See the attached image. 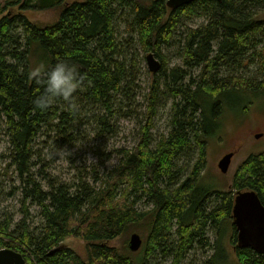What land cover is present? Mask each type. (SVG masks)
<instances>
[{"label": "trees", "instance_id": "obj_1", "mask_svg": "<svg viewBox=\"0 0 264 264\" xmlns=\"http://www.w3.org/2000/svg\"><path fill=\"white\" fill-rule=\"evenodd\" d=\"M59 4L60 19L48 27L38 26L25 14L27 9ZM263 11L264 0H195L174 9L167 0H2L0 119L9 131V165L20 177L22 207L28 201L36 203L43 223L33 232L25 216L14 227L11 217L0 216V248L21 252L28 264H147L160 252L169 264H183L195 243L210 244V228L220 237L222 226L233 219L236 190H254L264 204V150L237 165L230 190L209 192L198 182L206 162L207 135L212 132L207 125L210 104L219 105L223 91H264V19L259 17ZM195 16L205 20L179 30L184 19ZM120 21L129 29L126 38L118 35ZM34 41L51 61L45 71L64 59L85 76L73 94L74 110L61 98L45 110L34 106L33 100L44 90L29 75ZM125 42L137 43L161 61L143 114L132 107L140 61L124 50ZM175 44L184 67L170 66L163 53L164 47ZM248 51H252L248 62L257 63L262 79L218 74L229 62L241 67ZM194 67H199L198 74L187 79L188 69ZM167 91L173 100L169 130L154 136L158 102ZM88 112L101 137L114 131L116 118L135 116L137 142L121 148L118 163L101 176L95 173L91 181L79 176L72 182L52 178L43 183L35 170L40 157L35 139L54 133L58 147L75 142ZM211 112L215 118L219 109ZM191 151L196 156L189 170L188 164L177 167L176 159ZM143 197L151 208H137ZM147 217L152 229L139 260L110 246L130 224ZM73 237L87 242V257L60 245ZM230 242L240 264H264V254L237 245L234 223ZM216 251H222L218 242Z\"/></svg>", "mask_w": 264, "mask_h": 264}, {"label": "rangeland", "instance_id": "obj_2", "mask_svg": "<svg viewBox=\"0 0 264 264\" xmlns=\"http://www.w3.org/2000/svg\"><path fill=\"white\" fill-rule=\"evenodd\" d=\"M72 1L75 0H63V2ZM61 4L55 7L27 9L25 14L38 26L48 27L57 23L60 19ZM259 17L264 19V11L259 14ZM204 20L203 16L186 18L179 30L184 31L187 26L197 27ZM117 29L119 37L126 38L129 36V29L125 21L118 22ZM123 48L127 50L128 55H132V58L136 61L139 58L140 61V72L134 86L135 101L132 107L143 114L146 108V95L155 76V73L150 70L147 58L153 52L143 50L135 42L131 43V46L125 42ZM163 53L166 55L170 66L180 65L184 67L179 46L176 44L166 46L163 48ZM251 53L252 51L245 52L241 67H236L229 62L220 68L218 74L220 76L229 73L243 76L254 75L262 79L257 63L248 62ZM153 55L159 61L160 67L161 61L154 53ZM29 63V75L37 67L45 71L51 63L39 41H34L31 44ZM198 71L199 67L188 69L189 73L186 78L188 79L191 75L196 76ZM30 79H32L31 75ZM219 100V105L216 103H214L215 106L210 104L207 111V125L212 132L207 135L206 162L198 181L209 192L230 190L237 165L249 155L264 150V91L253 92L250 90L244 91V93L236 90L223 91L219 95ZM172 101L168 91L162 94L158 102V112L152 129L154 136L166 133L169 130ZM214 108L219 109V113L215 118L213 112H211ZM112 124L111 127L115 128L114 131L101 137L97 133L99 131L97 121L88 112L82 120L81 127L78 128L77 135L79 138L75 142H69L62 147H58L53 139L54 133L35 139L34 147L40 154L35 166L37 177L44 183L52 178L72 182L79 176L87 177L91 181L95 173L100 176L103 175L107 168H111L118 163L119 150L123 147L135 145L139 135L138 121L135 116H132V118H116ZM8 132L5 121L0 119V216L2 219L8 216L11 217L13 227L16 222L25 216L26 223L31 231L36 232L43 223L41 211L36 203L30 201L27 202L25 207H22V192L19 188L21 185L20 177L15 171V166L9 165L11 160L8 157V147L10 146ZM100 150L105 152L104 155L100 156L98 153ZM228 152H233V157L228 170L223 172L218 163ZM195 156L196 154L193 151L179 156L176 159L177 167L188 164L186 170H189ZM93 168L95 169L93 170ZM152 205L146 197L140 199L136 204L140 210L149 209ZM24 209L27 211L25 212ZM233 223V219L225 222L220 237L216 230L210 228L208 230L210 244L201 246V244L195 243L187 251L183 264H240L235 256L234 244L230 242ZM151 229L152 220L150 217L142 222L132 223L121 235L110 241V246L116 247L122 253L132 255V257L139 260L145 251L146 241ZM133 233L140 234L143 240L137 250H131L128 246ZM63 242H65V245L75 248L83 257H87V242L85 240L73 237ZM216 242L221 245L222 251L219 254L216 251ZM169 262V258L162 252L155 253L153 257L147 260V264H169Z\"/></svg>", "mask_w": 264, "mask_h": 264}, {"label": "water", "instance_id": "obj_3", "mask_svg": "<svg viewBox=\"0 0 264 264\" xmlns=\"http://www.w3.org/2000/svg\"><path fill=\"white\" fill-rule=\"evenodd\" d=\"M195 0H167V5L174 9ZM150 70L157 72L159 61L153 53L148 56ZM233 152L226 153L218 165L223 172L229 168ZM233 222L237 230V245L250 247L258 253L264 254V204L256 191L251 189L236 190L233 203ZM143 240L140 234L133 233L129 241V248L137 250ZM65 246V242L60 244ZM0 264H28L19 251L12 248H0Z\"/></svg>", "mask_w": 264, "mask_h": 264}, {"label": "clouds", "instance_id": "obj_4", "mask_svg": "<svg viewBox=\"0 0 264 264\" xmlns=\"http://www.w3.org/2000/svg\"><path fill=\"white\" fill-rule=\"evenodd\" d=\"M30 75L44 86L43 92L33 100L35 107L45 110L51 105L53 100L61 98L69 104L71 109L74 110L76 108L73 94L81 87L85 76L79 73L66 60L57 61L47 71L42 70L40 67L34 68Z\"/></svg>", "mask_w": 264, "mask_h": 264}]
</instances>
